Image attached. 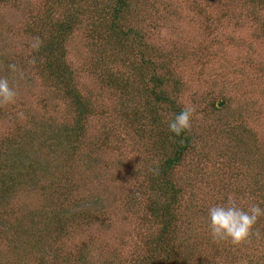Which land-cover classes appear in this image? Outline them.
<instances>
[{
    "label": "rangeland",
    "instance_id": "1",
    "mask_svg": "<svg viewBox=\"0 0 264 264\" xmlns=\"http://www.w3.org/2000/svg\"><path fill=\"white\" fill-rule=\"evenodd\" d=\"M67 7L0 0V77L17 92L15 103L0 104V150L12 144L8 151L21 159L13 168L4 160L0 172V264H143L162 226L149 206L165 200L148 189L165 156L146 114L153 83L142 78L145 60L161 66L165 89L178 85L181 106L194 109L196 148L173 173L183 189L177 244L187 243L193 264H264V215L238 244L213 240L207 218L230 196L245 210L264 205V9L248 0H133L124 25L136 35L123 54L109 53L127 82L122 91L104 82L105 70L95 74L103 44L80 16L64 43L66 61L98 113L86 116L74 151L61 132L75 122V109L32 48L42 40L39 18L62 19L73 12ZM140 106L138 131L127 124Z\"/></svg>",
    "mask_w": 264,
    "mask_h": 264
},
{
    "label": "trees",
    "instance_id": "2",
    "mask_svg": "<svg viewBox=\"0 0 264 264\" xmlns=\"http://www.w3.org/2000/svg\"><path fill=\"white\" fill-rule=\"evenodd\" d=\"M133 0H64L67 3V8H72L73 12H69L64 18L53 20L50 18H39L36 23V30L39 33L40 47L37 49L39 60L42 61L44 71L55 79L61 88L64 89L65 96L69 99L70 104L74 107L77 114L75 122L70 128L62 129L61 140L67 141L68 147L76 151L79 148L82 132L85 130L84 120L87 115L98 113L97 108L93 104V99L83 94L77 87L74 81L73 72L67 65L66 49L64 47L67 36L80 23V16L85 17L89 22L87 29L91 35L103 44V47L97 49L95 55V74H102L101 70H105L104 82L111 85L117 90H125L127 82L118 76V71L115 67V62L118 59L116 56L123 54L126 40L134 37L136 32L129 28L125 29V21L129 15ZM252 6H255L257 11L264 9V0H248ZM260 8V9H259ZM95 33V34H94ZM109 45V51H105V46ZM114 53L115 58L109 55ZM122 59H120L121 61ZM114 61V62H113ZM146 72L143 73V80L146 83H153L149 94L153 96V100H149V96L145 95V105L142 110L137 108V112L129 115L128 126H134L138 131L142 129L141 118L143 113L146 114L150 122L157 127L156 145L165 156L163 162L157 169H153L148 176V189L151 192H157L159 196L164 197V202L153 199L150 204L152 214L160 219L162 226L160 233L150 241L148 246L147 257L143 258V264H193L192 260L187 259L183 247L187 243L177 244L178 217L180 201L183 195V189L176 180L173 179V173L178 166L182 165V159L187 153L194 150L196 137L189 132V129L176 136L168 129V121L173 117V114L179 113L183 107L177 99V91L179 86L176 85L171 90L165 89L168 81L165 76L158 73L161 66H157L151 60H145ZM100 73V74H99ZM166 75L167 72H162ZM129 93V92H128ZM155 102V103H154ZM220 102L219 104H221ZM164 106L168 118L166 123H161L163 117L159 116L158 106ZM216 102L211 104L215 110ZM136 110V111H137ZM134 113V112H133ZM148 120V121H149ZM141 133V132H140ZM62 143V142H60ZM12 144L4 150H0V172L2 167L6 166L13 168L17 162H21L17 153L11 154L8 150L12 148ZM1 149V148H0ZM17 157V158H16ZM11 159L12 162H8ZM27 159V158H26ZM6 160V161H4ZM220 181V178L218 179ZM261 193H264V182L261 183ZM264 201V194L259 195ZM264 207L263 203L260 205ZM70 221V220H68ZM260 225V224H258ZM261 231V229H260ZM264 232V229H263ZM253 238V237H252ZM252 240V239H251ZM231 255V252H227ZM237 255H231V260L235 261ZM139 263V262H138ZM207 264H215L214 259H211Z\"/></svg>",
    "mask_w": 264,
    "mask_h": 264
},
{
    "label": "clouds",
    "instance_id": "3",
    "mask_svg": "<svg viewBox=\"0 0 264 264\" xmlns=\"http://www.w3.org/2000/svg\"><path fill=\"white\" fill-rule=\"evenodd\" d=\"M40 47L39 38L32 44L33 49ZM9 68L15 70V65L10 64ZM17 92L10 87L6 78L0 77V104L15 103ZM194 109L184 107L179 113L173 114L168 121V129L176 136L191 128V120ZM264 215V209L258 204H253L245 210L240 207L236 198L228 197L224 204H216L208 208V228L213 240H230L234 244L246 240L257 219Z\"/></svg>",
    "mask_w": 264,
    "mask_h": 264
}]
</instances>
